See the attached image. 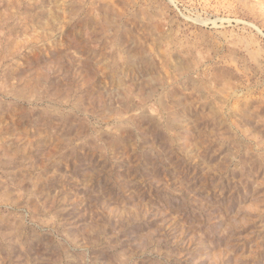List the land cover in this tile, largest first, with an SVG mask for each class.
Listing matches in <instances>:
<instances>
[{
  "label": "rangeland",
  "instance_id": "374dc122",
  "mask_svg": "<svg viewBox=\"0 0 264 264\" xmlns=\"http://www.w3.org/2000/svg\"><path fill=\"white\" fill-rule=\"evenodd\" d=\"M0 264H264V0H0Z\"/></svg>",
  "mask_w": 264,
  "mask_h": 264
}]
</instances>
